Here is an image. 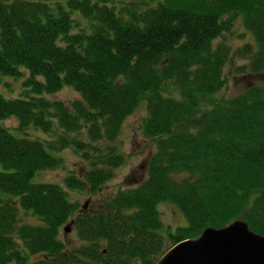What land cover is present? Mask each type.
Segmentation results:
<instances>
[{
	"label": "trees",
	"instance_id": "1",
	"mask_svg": "<svg viewBox=\"0 0 264 264\" xmlns=\"http://www.w3.org/2000/svg\"><path fill=\"white\" fill-rule=\"evenodd\" d=\"M237 20L256 48L237 50L251 79L226 95L225 35ZM262 75L264 0H0V83L25 80L21 95L0 93V121L16 117L22 132L0 124V264H156L237 219L264 235ZM65 86L79 98H47ZM140 106L156 146L146 176L104 190L126 160L113 143ZM68 147L89 169L63 184L34 181ZM72 191L95 196L94 206ZM161 201L188 224L165 235ZM67 223L78 246L63 240Z\"/></svg>",
	"mask_w": 264,
	"mask_h": 264
},
{
	"label": "rangeland",
	"instance_id": "2",
	"mask_svg": "<svg viewBox=\"0 0 264 264\" xmlns=\"http://www.w3.org/2000/svg\"><path fill=\"white\" fill-rule=\"evenodd\" d=\"M236 22L237 23L233 27L232 32L225 35V41L231 47L232 52L231 62L226 67L229 81V84L224 89V94L226 95L238 93L247 84L248 80L251 79H248V76H242V74L239 73V69L243 68V66H248L249 59L246 57L242 58L241 55L239 56L237 54V50L240 46H245L247 44H253L256 48V40L253 34L245 28L241 20H237ZM259 79L264 80V75H262ZM24 81V76L18 79L15 77H7L4 82L0 83V93L6 98L19 96L21 95L22 90L25 89ZM47 98L70 103L72 100L79 98V94L71 86H65L58 93L48 95ZM145 116L146 108L144 106H140L137 111L125 119L121 132L113 144L125 153L126 160L121 167L117 168L116 176L104 186V190L112 191L118 187L133 186L146 176L147 164L150 155L156 146L154 141L142 130V123L144 122ZM0 124L9 127L11 132L16 135L22 134V132L16 128L18 125L16 117L2 120L0 121ZM35 135L47 140L52 139L49 133L36 132ZM83 136H85L84 133ZM78 148H65V150L61 152L62 154L59 153V156L64 159L62 160L61 166L56 169L39 172L34 177V181H52L63 184L64 178L71 171L80 173L88 170L90 163L81 155L82 149ZM77 149L80 151L78 152ZM72 197L80 204V207L83 205L87 208L93 207L94 201H96V197H92L90 193L72 191ZM158 210L164 225L162 232L165 235H167L168 230L176 231L178 227L186 226L188 224V219L185 214L178 207L169 202H159ZM66 225H69V223L65 224V226ZM62 237L69 246H78L80 243L73 227L70 232L63 230Z\"/></svg>",
	"mask_w": 264,
	"mask_h": 264
},
{
	"label": "water",
	"instance_id": "3",
	"mask_svg": "<svg viewBox=\"0 0 264 264\" xmlns=\"http://www.w3.org/2000/svg\"><path fill=\"white\" fill-rule=\"evenodd\" d=\"M65 231H71L70 225ZM156 264H264V235L244 219L222 228L208 226L200 236L172 246Z\"/></svg>",
	"mask_w": 264,
	"mask_h": 264
}]
</instances>
